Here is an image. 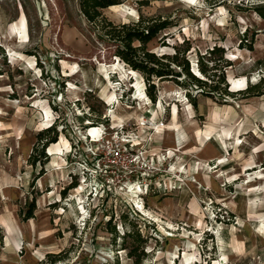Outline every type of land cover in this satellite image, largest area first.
<instances>
[{
  "label": "rangeland",
  "instance_id": "1",
  "mask_svg": "<svg viewBox=\"0 0 264 264\" xmlns=\"http://www.w3.org/2000/svg\"><path fill=\"white\" fill-rule=\"evenodd\" d=\"M257 6L120 0L101 12L116 24L167 18L147 48L172 53L188 40L201 77L197 58L220 45L234 91L264 75ZM115 49L79 0H0V264H136L124 246L140 238V264H264V95L224 102L190 89L193 106L183 86L154 79L152 101ZM53 123L57 141L31 164Z\"/></svg>",
  "mask_w": 264,
  "mask_h": 264
},
{
  "label": "trees",
  "instance_id": "2",
  "mask_svg": "<svg viewBox=\"0 0 264 264\" xmlns=\"http://www.w3.org/2000/svg\"><path fill=\"white\" fill-rule=\"evenodd\" d=\"M119 2L120 0H79V7L88 21L99 25L103 33L116 42L114 55L132 70L141 73L146 84L145 93L152 101L157 97L154 79L158 81L171 80L179 86H183L193 106H196V103L190 96V89L198 90L205 96L221 99L224 102L227 96H233L234 93H241L242 97L264 95V88H261L264 75L260 76L258 82L248 84L243 89L234 91L228 89L229 82H226L225 69L231 65V61L223 56L224 48L220 45H213L206 50V53L197 58V70L203 77L199 76L191 68L185 56L190 49L188 40H183L180 45L174 44L172 53L157 55L155 52L150 51L147 48L148 43L156 38L162 30L171 26L172 23L167 18H153L143 15H140L136 21L119 24L107 20L102 15V9ZM256 11L264 19L262 6H257ZM252 42L253 36L250 38V45L248 46L250 49ZM256 62L259 65L263 64L262 60ZM57 136L58 132L55 123L39 131L28 161L31 164L43 163L47 159V155L44 152L45 148L50 143L56 142ZM38 145H40L38 156H35L34 150L37 149ZM43 157L44 159H42ZM73 186H75V183L69 187ZM35 207V199L33 198L28 204L22 219L32 218ZM110 231L116 234L115 227L110 228ZM127 237L135 238L139 236H135L133 231H129L126 235H123L124 239ZM144 242L145 240L140 238L139 246H124V248L128 249V256L134 257L136 264H140L141 257L145 256ZM136 247L141 249V255L136 254ZM47 255L54 257L53 260H56L57 256Z\"/></svg>",
  "mask_w": 264,
  "mask_h": 264
},
{
  "label": "bare ground",
  "instance_id": "3",
  "mask_svg": "<svg viewBox=\"0 0 264 264\" xmlns=\"http://www.w3.org/2000/svg\"><path fill=\"white\" fill-rule=\"evenodd\" d=\"M122 62V61H121ZM107 70H108V68H107ZM115 70V69H114ZM114 72V71H113ZM122 75V74H121ZM175 95V94H174ZM186 100V99H185ZM175 110H176V108L174 107V113H175ZM97 132V130L95 129V128H92L91 130H90V133L93 135V134H95ZM49 150H50V148H49ZM223 160V159H222ZM257 196V194H255L254 192H252V197H256ZM139 208H141L142 209V205H140V204H138L137 205ZM143 210V209H142ZM255 223H256V221H255ZM258 223V222H257ZM261 224H260V222H259V226H260ZM252 226V225H251ZM258 226V227H259ZM218 228H220L219 226H218ZM257 228V227H256ZM262 229H263V227H262V225L260 226V230L262 231ZM264 231V230H263ZM256 234V233H255ZM217 235H218V233H217ZM9 240V239H8ZM222 244V243H221ZM223 246V245H222ZM219 249H220V247H219ZM221 253V252H220ZM223 255V254H222ZM227 255V254H226ZM219 256H220V254H219ZM224 256V255H223ZM185 260L187 261V262H190L191 263V259H193V256L192 255H190V254H186L185 256ZM223 259H224V257H223ZM213 264H225V263H222L221 262V260H215L214 262H213Z\"/></svg>",
  "mask_w": 264,
  "mask_h": 264
}]
</instances>
